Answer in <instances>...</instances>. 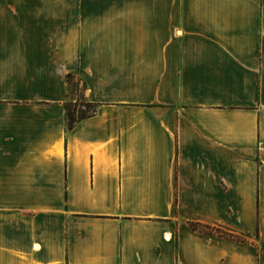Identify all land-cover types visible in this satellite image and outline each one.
Returning <instances> with one entry per match:
<instances>
[{"label":"crops","instance_id":"1","mask_svg":"<svg viewBox=\"0 0 264 264\" xmlns=\"http://www.w3.org/2000/svg\"><path fill=\"white\" fill-rule=\"evenodd\" d=\"M1 188L0 264H264V0H0Z\"/></svg>","mask_w":264,"mask_h":264},{"label":"trees","instance_id":"2","mask_svg":"<svg viewBox=\"0 0 264 264\" xmlns=\"http://www.w3.org/2000/svg\"><path fill=\"white\" fill-rule=\"evenodd\" d=\"M67 80H68V83H69L70 86H74V85H75V82H74V80H73L72 75H68V76H67ZM75 86H76V85H75ZM71 104H73V103H72V102H68V103L65 105V110H66V121H67V128H68V129H72L73 126H74L77 122H79V121H81V120H83V119H85V118H87V117H89V116L95 114V112H96V107H95L93 104L86 103V104H87V107H91V109H92L91 112H88V113H87V112L81 111L80 114H79L78 116L75 117V116L72 114V111H71V108H70V105H71ZM190 227H191L193 230H199L200 232H204V233H207V234H213V233H216V234H218V235H227V236H229L231 239H234V240H237V241H241V239H240L238 236H236V235L227 234L226 232L220 231V230H218V229H215V228H212V227H209V226H205V225H201V224H197V223H190Z\"/></svg>","mask_w":264,"mask_h":264},{"label":"rangeland","instance_id":"3","mask_svg":"<svg viewBox=\"0 0 264 264\" xmlns=\"http://www.w3.org/2000/svg\"><path fill=\"white\" fill-rule=\"evenodd\" d=\"M75 92H77L76 86H71V94H74ZM72 114L76 117L80 114L81 111L84 112H91V107H87V104L85 102H77V103H73L70 105ZM4 193H7V188H1L0 191V198H2V195H4ZM19 204H14V203H8V202H0V226H5L7 225V213L9 211V209H12L10 211H14L16 209V212L18 213L19 210ZM19 225V224H17Z\"/></svg>","mask_w":264,"mask_h":264}]
</instances>
